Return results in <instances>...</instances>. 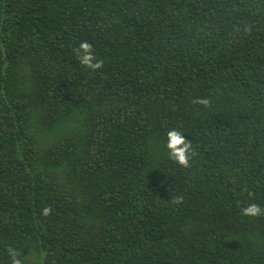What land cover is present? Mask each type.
I'll return each mask as SVG.
<instances>
[{
  "label": "trees",
  "instance_id": "1",
  "mask_svg": "<svg viewBox=\"0 0 264 264\" xmlns=\"http://www.w3.org/2000/svg\"><path fill=\"white\" fill-rule=\"evenodd\" d=\"M249 203L264 207V0H0V264L9 248L22 264H264Z\"/></svg>",
  "mask_w": 264,
  "mask_h": 264
},
{
  "label": "clouds",
  "instance_id": "2",
  "mask_svg": "<svg viewBox=\"0 0 264 264\" xmlns=\"http://www.w3.org/2000/svg\"><path fill=\"white\" fill-rule=\"evenodd\" d=\"M76 52L77 59L85 68L92 71H96L103 67L104 61L102 59H96L93 53V46L88 41H82L74 49ZM194 104H199L204 107H210L211 99L204 97L193 100ZM166 148L168 149V156L175 163L179 164L183 168L190 167V161L195 155L193 151L192 143L189 139L185 138L177 129H170L167 132V142ZM182 197H174L173 203H181ZM51 208L45 207L42 209V215L48 216L51 214ZM241 214L245 217H260L264 216V207L256 203H249L241 209ZM9 255L11 257V264H22L21 259L18 258V253L15 249H8Z\"/></svg>",
  "mask_w": 264,
  "mask_h": 264
}]
</instances>
